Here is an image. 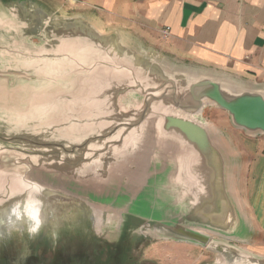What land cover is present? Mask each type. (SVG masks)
<instances>
[{
  "label": "water",
  "instance_id": "water-1",
  "mask_svg": "<svg viewBox=\"0 0 264 264\" xmlns=\"http://www.w3.org/2000/svg\"><path fill=\"white\" fill-rule=\"evenodd\" d=\"M19 4L20 12L27 16L24 20L27 24L26 36L42 37L43 34L54 32L61 40L58 46L62 47V52H67L66 48L79 46V41H85L86 44L88 41L87 48L93 47L90 53L98 51L107 57L96 60L94 65H104L108 61L107 65L117 70L116 79L111 81L115 84V91L105 95L115 96L120 107L109 118L102 117V124L98 128H94L91 118V123L84 125L85 131L91 132L85 140L64 144L67 141L1 138L7 144L28 143L43 150L26 156L22 150L0 148L2 155L10 152L19 154V157H28L26 160L17 159L22 164L40 159V163L52 165L42 171L49 176L46 185L24 176L23 180L12 177L9 183L11 189L14 180L30 185L28 188L34 183L33 189L38 192L35 195L40 200V211L43 212L40 227L47 230L52 224L54 229L59 228L62 225L59 213L67 224H72L81 214L87 219L86 222H97V216H100L98 212L95 213L97 209L99 212H110L113 221L117 214L122 217L129 213L132 219L143 222L145 232L209 244L210 248L217 249L221 259L228 264H264V257L223 241L211 240L205 234V231L213 229V234L231 238L235 233L234 226L239 227L240 223L234 198L230 197L235 169L233 154L221 136L198 118L206 107V101L228 112L235 128L253 136L264 134V89L245 87L228 78L229 82L220 85L215 81H200L186 87V91H181L176 86L178 79L170 76L174 69H179L181 72L176 76H181V79L182 75H189L188 70L169 68L155 59L123 51L117 46L115 36L101 35L86 23L75 19L65 20L56 16L58 20L54 19L48 16L43 6H34L30 0ZM7 7L12 9L9 5ZM34 15L40 17L31 20ZM83 49L85 52L77 55L75 58L79 61L74 59L75 62H87L85 58L89 57V51ZM129 67L139 71L141 78H124ZM162 82H173L175 85L164 88L160 96L147 92L148 83L155 87ZM127 84L139 85L144 90L142 93L138 91L144 97L143 108L127 105L128 99L123 97L125 92H120L127 89ZM179 91L181 95H178ZM128 93L132 94L128 98L137 99L133 96V90ZM185 98L187 102H180V99ZM151 99L155 101L153 104ZM165 99L172 101L177 111L163 107L161 102ZM135 103L138 104L137 101ZM122 115L126 116V119L121 120L123 123L114 124L113 127H116L113 129L104 128L106 125L103 124L109 123L110 116ZM121 131L124 133L120 134ZM94 146L105 153L96 159L79 154ZM3 176L4 173L0 171V179L4 183ZM28 188L22 189L25 197H28ZM81 195L85 196L84 205H78L73 200ZM126 199L128 202H124ZM12 205L7 201L0 204V238L12 236L16 229L29 228L27 220L19 227L7 225ZM48 209L52 211L50 217Z\"/></svg>",
  "mask_w": 264,
  "mask_h": 264
},
{
  "label": "rangeland",
  "instance_id": "rangeland-1",
  "mask_svg": "<svg viewBox=\"0 0 264 264\" xmlns=\"http://www.w3.org/2000/svg\"><path fill=\"white\" fill-rule=\"evenodd\" d=\"M21 1L24 0H0V148L10 151L22 150L25 151L26 156H29L28 154L43 150L28 143L7 144L2 142V139L24 137L37 141L43 139L67 141L64 144L74 143L73 141L76 140L83 141L91 133L86 132L84 128V125L91 123V118L94 128H98L102 124V117L109 118V115L115 113L120 105L115 96L105 95L109 91H115L113 88L115 84L111 81L116 79L114 76L117 70L108 66V61H105L104 65H94L96 60L107 59L106 55L98 51L90 53L93 47L87 48L90 43L88 41L87 44L85 41H79L80 47L66 48L67 52H62L60 51L62 47L58 46L61 40L54 32L43 34L42 37L26 36L27 24L24 20L27 16L20 12ZM30 1L34 6H43L48 16L54 19L57 17L53 15L52 6H46L40 0ZM8 5L12 9L9 10ZM36 17L40 15L32 16L31 20ZM83 48L89 51V57L85 58L87 62H75V60L79 61L75 57L85 52ZM178 70L174 69L170 78L178 79L176 86L181 91H186V87L200 81H215L219 85L225 81L229 82V77L219 71L190 66L189 75H182L183 78L180 79L181 76H176L181 72ZM139 74L140 72L134 67H129L124 78L138 79L141 78ZM150 84L146 86L147 92L150 91L149 93L156 96L162 95L164 88L175 85L173 82L167 84L162 82L155 87ZM245 84L247 83L243 85ZM247 86L259 88L252 84ZM126 87L125 91L120 92H125L123 97L128 99L127 105L131 108H143L144 97L140 93L144 90L135 84H127ZM131 90L137 99L128 98L130 97L128 95H132L128 93ZM178 95H181L180 91ZM162 101L163 107L176 110L172 101L166 99ZM150 102L153 104L155 101L151 99ZM198 118L221 136L232 154L235 150L230 146L227 137L233 139L239 137L242 140L264 139V134L253 136L235 128L232 124V116L217 105H206ZM123 119H126L125 115L110 116L109 123L103 124L106 125L104 128H112L114 124L123 123L121 121ZM73 135L76 137H69ZM101 151V148L94 146L84 149L79 154L82 157L92 156L96 159L105 153ZM18 155L10 152L3 155L0 153V171L4 173L2 178L4 183L0 179V204L5 201L14 204L26 198L22 189L18 188L19 183L16 180L11 189L9 183L12 177L18 179L26 177L36 181L37 178L46 177L47 173L42 171L52 166L50 163H40V159L39 161L32 159L33 163H31L35 166L27 162L22 164L17 162V159L26 160L28 157L20 156V158ZM233 160L236 162L234 167L237 168V176H239L240 158L237 153L233 154ZM12 193L14 195H11ZM73 200L78 205H84L85 196L81 195ZM70 209H67L68 214ZM96 212L100 214L97 216V222H86L87 219L81 214L72 224H67L59 213L58 217L62 219L59 231L54 229L55 226L52 224L47 230L43 226L40 227V221L37 222L35 230L31 227H27L26 230L16 229L12 236L0 238V264H157L153 259L146 257L150 255L154 257L160 252L189 254L192 258L189 263L184 264L195 262V264H228L221 259V255L216 252L217 249L210 248L209 244L202 245L190 239L180 240L176 237H171L170 240V237L166 239L164 236L162 237L164 240L160 241L161 235L145 232L143 222H139L137 218V221L132 219L133 216L131 218L129 213L126 216L123 214L122 217L117 214L113 221L110 212H99L98 209ZM121 213L124 212L119 214ZM47 214L50 217L52 211L48 209ZM81 223L91 224V229L80 227ZM68 227L74 228L70 230ZM211 231H205L210 238L215 235ZM225 244L236 246L226 241Z\"/></svg>",
  "mask_w": 264,
  "mask_h": 264
},
{
  "label": "crops",
  "instance_id": "crops-1",
  "mask_svg": "<svg viewBox=\"0 0 264 264\" xmlns=\"http://www.w3.org/2000/svg\"><path fill=\"white\" fill-rule=\"evenodd\" d=\"M40 1L61 19L82 21L101 35L115 36L123 51L169 68L219 71L236 83H247L245 87L264 89V0ZM227 138L240 158L230 193L240 224L234 226L238 229L233 237L219 234L211 240L264 257V139ZM159 254L146 259L184 264L192 258L178 252Z\"/></svg>",
  "mask_w": 264,
  "mask_h": 264
},
{
  "label": "bare ground",
  "instance_id": "bare-ground-1",
  "mask_svg": "<svg viewBox=\"0 0 264 264\" xmlns=\"http://www.w3.org/2000/svg\"><path fill=\"white\" fill-rule=\"evenodd\" d=\"M180 102L185 103V102H187V99L186 98L180 99ZM204 103L206 105L209 104L206 101ZM45 176L47 178L44 176L37 178L36 182L46 185L47 182H49L48 181L49 176L47 174ZM56 178H58V177H56ZM33 185H34V183H33ZM33 185L30 188H28L30 185L23 184L22 182L17 184L18 188L20 187L21 189H23L25 187V189L28 188L30 190H26L28 197H26V199L24 201L15 202V204L12 205V207H11L12 210H10V213L7 216V218H8L7 219V225L9 227H12V228L13 227H19L20 225H24L25 220H27V224H29V227H31L35 230V226H36L35 224H37V222L43 220V212L40 211L41 210L40 209L41 203H40L39 198H37V195H35L38 192L34 191ZM35 186H37V185L35 184ZM22 191H24V190H22Z\"/></svg>",
  "mask_w": 264,
  "mask_h": 264
},
{
  "label": "flooded vegetation",
  "instance_id": "flooded-vegetation-1",
  "mask_svg": "<svg viewBox=\"0 0 264 264\" xmlns=\"http://www.w3.org/2000/svg\"><path fill=\"white\" fill-rule=\"evenodd\" d=\"M82 225H79L80 227H84V228H90L92 225L90 224H88V225H85V224H83V223H81ZM70 230L71 229H73L74 227H72V228H70V227H68ZM77 228H79V227H77ZM91 229V228H90ZM57 230L59 231V228H57ZM76 231V230H75ZM90 233V232H89ZM89 235V234H88ZM96 236V235H95ZM89 237V236H88Z\"/></svg>",
  "mask_w": 264,
  "mask_h": 264
},
{
  "label": "built area",
  "instance_id": "built-area-1",
  "mask_svg": "<svg viewBox=\"0 0 264 264\" xmlns=\"http://www.w3.org/2000/svg\"><path fill=\"white\" fill-rule=\"evenodd\" d=\"M164 35L167 37L169 36V30L164 31Z\"/></svg>",
  "mask_w": 264,
  "mask_h": 264
}]
</instances>
